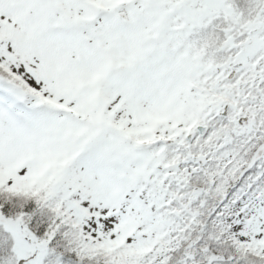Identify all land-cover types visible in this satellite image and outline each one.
Listing matches in <instances>:
<instances>
[{
  "label": "snow or ice",
  "instance_id": "snow-or-ice-1",
  "mask_svg": "<svg viewBox=\"0 0 264 264\" xmlns=\"http://www.w3.org/2000/svg\"><path fill=\"white\" fill-rule=\"evenodd\" d=\"M0 264H264V0H0Z\"/></svg>",
  "mask_w": 264,
  "mask_h": 264
}]
</instances>
